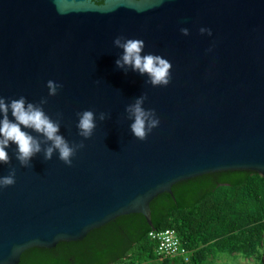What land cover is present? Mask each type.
<instances>
[{
	"label": "water",
	"instance_id": "95a60500",
	"mask_svg": "<svg viewBox=\"0 0 264 264\" xmlns=\"http://www.w3.org/2000/svg\"><path fill=\"white\" fill-rule=\"evenodd\" d=\"M117 36L167 59L170 83L118 69ZM49 80L62 87L45 113H62L60 134L84 147L71 167L43 152L21 167L6 149L0 176L15 167L16 182L0 190V264L112 222L144 217L153 230L151 215L264 176V0H0V96L38 103ZM141 94L160 121L144 141L124 111ZM84 110L110 114L89 139L77 135Z\"/></svg>",
	"mask_w": 264,
	"mask_h": 264
},
{
	"label": "trees",
	"instance_id": "16d2710c",
	"mask_svg": "<svg viewBox=\"0 0 264 264\" xmlns=\"http://www.w3.org/2000/svg\"><path fill=\"white\" fill-rule=\"evenodd\" d=\"M108 223L76 242L31 248L18 264H219L236 254L262 264L264 176L225 182L160 214ZM173 230L189 252L182 258L156 254L151 231Z\"/></svg>",
	"mask_w": 264,
	"mask_h": 264
},
{
	"label": "clouds",
	"instance_id": "9594fccd",
	"mask_svg": "<svg viewBox=\"0 0 264 264\" xmlns=\"http://www.w3.org/2000/svg\"><path fill=\"white\" fill-rule=\"evenodd\" d=\"M164 2L165 0H155L156 5ZM137 10L142 11L143 9ZM180 32L184 36L189 35L187 28H181ZM199 33L212 35L211 29L205 27H201ZM113 45L122 49V54L115 61L118 69L125 73L131 69L142 77L146 76L145 83L152 87H166L170 83L172 64L160 55L142 54L145 48V42L142 39L117 36L113 40ZM207 51H211V48ZM46 87L48 95L42 97L38 103L28 102L24 96L8 101L0 96V165H10L12 158L6 149L11 145H15L13 155L21 167L31 166V159L41 152H43L44 160H51L55 153L58 154V159L63 164L71 167L72 158L79 149L84 147L83 140L70 144L60 134L62 113H57L55 120L45 113L43 106L48 103V97L55 96L62 85L49 80ZM146 99L147 95L141 94L124 109L127 119L132 121L129 130L134 138L140 141L146 140L160 123L154 109L143 107ZM76 116L78 117L77 135L83 139H89L92 136L97 126V120L103 122L110 118L108 113L100 112L97 115L92 110L77 112ZM25 129L31 130V132ZM15 176L16 168L10 167L8 175L0 176V190L14 185Z\"/></svg>",
	"mask_w": 264,
	"mask_h": 264
},
{
	"label": "built area",
	"instance_id": "2783aa9c",
	"mask_svg": "<svg viewBox=\"0 0 264 264\" xmlns=\"http://www.w3.org/2000/svg\"><path fill=\"white\" fill-rule=\"evenodd\" d=\"M149 237L157 244L156 254L163 258H182L188 261L189 252L183 247L173 230L151 231Z\"/></svg>",
	"mask_w": 264,
	"mask_h": 264
},
{
	"label": "rangeland",
	"instance_id": "374dc122",
	"mask_svg": "<svg viewBox=\"0 0 264 264\" xmlns=\"http://www.w3.org/2000/svg\"><path fill=\"white\" fill-rule=\"evenodd\" d=\"M263 248H264V242H263ZM217 263L219 264H257V262L253 258L245 259L240 256H237L236 254L223 255L217 261ZM262 264H264V253L262 255Z\"/></svg>",
	"mask_w": 264,
	"mask_h": 264
}]
</instances>
